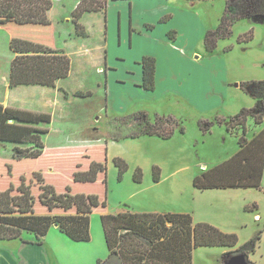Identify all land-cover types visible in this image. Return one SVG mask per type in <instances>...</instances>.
<instances>
[{
    "label": "rangeland",
    "instance_id": "obj_1",
    "mask_svg": "<svg viewBox=\"0 0 264 264\" xmlns=\"http://www.w3.org/2000/svg\"><path fill=\"white\" fill-rule=\"evenodd\" d=\"M197 1V4L191 7L193 12L189 21L178 23L184 27L185 33L176 40L167 35L169 30L164 31L167 28L165 23L160 24L151 37L141 36L138 41L136 40L134 49L129 47V51L135 53L146 50L148 53L150 51L156 54L160 73L164 76L158 87L146 90L129 89L125 85H118L112 89L114 103L108 100L109 115L124 116L114 122L120 128L115 130L109 138L135 137L145 134L149 129L148 124H154L158 115L172 117L177 121V124L161 122L162 133L168 134L179 129V131L175 130L168 139L140 136L137 138V147L126 149L131 154L132 165L139 160H143L141 163L144 165L150 158L160 169V179L168 176L172 179H180L184 187L188 184L184 197L189 199L193 196L191 190L193 173L198 174L221 163L239 150L238 138L243 131L241 126L229 130L230 120L243 108H253L257 103H261L260 98L256 97L259 91H263L264 94V18L255 16L235 20L231 25L232 34L217 39L216 48L213 51H207L204 36L207 31L218 29L225 14L227 0ZM228 7L233 12L236 9L238 11L237 0H229ZM8 37H10L8 31H0V101L3 100L5 86L2 82L7 81L11 60L15 55L10 48ZM243 85H245L244 88ZM91 89L95 94L92 101L85 100L80 107L83 111L82 117L93 119L92 117L98 116L101 119L100 125L105 126L109 120L105 117L107 102L105 88L93 84ZM22 90L13 94L12 98L16 102L14 106L21 104ZM136 112L149 114L147 117L138 115L137 119L134 118ZM17 123L25 124L22 121ZM202 123L210 124V130L205 132L201 127ZM180 126H184V132L180 131ZM247 126L246 136L251 139L264 129V121L256 124L254 117L249 116ZM102 130L90 129L86 134L93 138L106 136L103 135ZM57 138V134H52L48 142L52 143ZM1 141L4 144L0 143V161L13 159L14 147L12 148L11 142L25 143L23 140ZM52 153L38 160L16 161L12 178L8 176L1 163L0 189L7 187L10 180L18 183L21 174L27 175L41 168L46 171L48 182L54 185L58 192L65 191L69 185L73 186V192H94L104 198V189L100 181L86 187L74 184L72 179L74 165L65 159L53 161L49 157ZM142 155L147 157L144 158ZM53 162L54 165L50 164ZM185 163L188 165L186 168L183 167ZM130 166L121 180L118 178L117 168L110 164L108 166L106 209L111 212L119 209L133 211L137 208V182L133 179L136 169ZM150 166L148 169L143 168L142 165L139 167L142 171V181L152 179L153 167ZM199 191V199L209 208L215 209L220 203L225 205L234 202L229 201L223 193L227 189ZM240 191L242 197L250 203L248 207L252 210L247 209L248 212L242 214L243 220L240 224L248 225L244 226L242 231L239 229V232L245 241L260 234L256 250L250 254V258L258 264H264V174L260 189L242 188ZM145 195L146 193H143L140 197H146ZM36 196L38 199V194ZM45 209L37 202L38 212ZM101 210H95L90 215L91 239L89 241L72 240L55 228L56 226L51 227L49 232H52L47 233L46 236L48 244L55 250V264H97L98 260H105L108 257L109 249L101 222ZM255 213L261 214L262 219L255 218ZM64 238L70 241V246L63 243ZM26 239L32 240L34 237L25 233L22 238L2 239L0 246L13 248L15 243L20 244ZM141 247H144V242L141 243ZM220 249V247H197L193 253V263L219 264L222 257Z\"/></svg>",
    "mask_w": 264,
    "mask_h": 264
},
{
    "label": "trees",
    "instance_id": "obj_2",
    "mask_svg": "<svg viewBox=\"0 0 264 264\" xmlns=\"http://www.w3.org/2000/svg\"><path fill=\"white\" fill-rule=\"evenodd\" d=\"M109 0H81L73 12V21L78 34L84 35L85 28L80 22L84 12L105 9ZM238 11L229 9L217 30L207 31L204 45L213 51L217 39L232 34L231 25L240 18H264V0H237ZM53 7V0H0V28L10 34V48L15 53L10 68V87L21 84L56 86L59 78L67 77L71 68L68 55L56 49L53 44V28L47 12ZM144 70L143 86L148 90L155 88L156 60L145 56L142 60ZM263 83V82H262ZM245 85H243V88ZM79 96H89L91 91L77 92ZM261 103L253 108H243L229 123L228 129L241 126L242 135L238 138L239 150L228 159L209 167L193 178L198 190L227 188H257L262 186L264 174V129L248 139L247 120L254 117L256 124L264 121V94L256 95ZM148 116L146 112L135 114ZM9 120H15L10 123ZM51 116L30 112L20 108L5 107L0 104V140H23L35 147H14L13 159L0 161L12 178L16 161L38 160L53 152V161L69 160L72 165L74 184L90 186L100 181L104 198L94 192H73V186L58 192L47 180L44 169L38 168L21 174L19 182L10 180L7 187L0 189V240L22 238L25 233L33 235L31 242L41 244L52 226L57 225L61 232L75 241L91 239V213L102 209L103 225L109 255L97 264H193V251L200 246L236 247L223 253L221 264H230L234 257H241L245 264H255L250 254L255 252L260 234L237 246L236 233L224 232L207 222L195 223L188 213H139L122 211L117 214L107 212V157L106 147H91L78 155L69 151H47L41 134L46 129L22 122L50 121ZM162 121L177 124L172 117L157 116L154 124H148L145 134L163 138L170 133L160 131ZM206 132L210 124H201ZM184 132V126H180ZM121 180L129 169L128 163L116 157L113 160ZM54 165L53 163H50ZM52 170V169H51ZM133 179L142 181V171L137 168ZM153 180H160V169L153 167ZM36 194H38V199ZM39 202L46 209L38 212ZM169 224V225H168ZM144 242V247L141 243Z\"/></svg>",
    "mask_w": 264,
    "mask_h": 264
},
{
    "label": "crops",
    "instance_id": "obj_3",
    "mask_svg": "<svg viewBox=\"0 0 264 264\" xmlns=\"http://www.w3.org/2000/svg\"><path fill=\"white\" fill-rule=\"evenodd\" d=\"M80 1L53 0V7L47 12L52 22V37L55 48L68 55L71 59L69 75L59 78L56 86L21 84L10 87L9 70V75L5 76L7 81L2 82L5 86L3 88V100L0 101V104L5 107L20 108L30 112L50 115V121L24 122L27 125L47 130L40 133L47 151H69L81 155L91 147H106L108 166L109 164L115 166L114 158L120 157L129 163V166L131 164L133 169H137L141 165L147 169L151 167L150 165L154 167L155 162L150 158L145 161L144 165L141 163L143 160H139L132 165L131 154L126 148L137 147V138L140 136H153L164 139L163 137L155 134H140L135 137L109 138L115 130L120 128L114 122L124 117H112L109 115V101L114 103L112 89L118 85H125L129 89H146L143 86L144 70L142 64L145 56H152L156 60L154 89L158 87L164 76L160 73L156 54L150 51L148 53L146 50L135 53L134 51H129V47L134 49L136 42L141 36L151 37L155 30L160 27V24L164 25L165 23L167 28L164 31L169 30L167 35L171 39L176 40L185 33L184 27L178 23L189 21V17L193 12L191 7L197 4L198 1L109 0L105 9L83 13L80 22L85 28L86 33L84 35L77 33L73 21V12ZM0 31L5 30L0 28ZM8 39L10 44V37ZM93 84L105 88L107 101L105 117L109 119L105 126L100 125L101 119L98 116L92 117L94 120L82 117L83 111L80 107L85 100L92 101L95 94L91 89ZM21 90V106L18 104L19 107L14 106L16 102L12 96ZM80 91H91L92 94L79 96L76 93ZM9 122L14 123L15 120H9ZM90 129L97 131L103 129L102 133L106 136H98L96 138L88 136L86 132ZM175 130L179 131V129ZM175 130L170 132L169 137L175 133ZM52 134H57L58 138L56 141L49 143L48 139L51 138ZM165 139H168V137ZM0 143L4 144L1 140ZM10 144L12 148L16 146L35 147L33 143L17 144L16 142H11ZM142 156L144 158L147 157V155ZM186 166L188 165L185 163L183 167L186 168ZM115 168L117 167L115 166ZM195 175H197V172L191 176L193 195L191 199L184 197L188 184L184 187V183L180 179H172L165 176L161 177L158 182H155L153 177L150 181L137 182V208L133 211L139 213H188L192 216L195 223L207 222L224 232L238 234L239 242L237 246L247 242L239 232V229L242 231L244 226L248 224L242 226L240 221L243 220L242 214L248 212L247 209L252 210V208L248 207L250 203L242 197L240 191L242 188H227V191L223 192L229 201H234L233 203L225 205L220 203L215 209L209 208L201 202L199 199L200 191L193 185ZM143 193H146V197H140ZM122 211L125 210L119 209L116 212L107 210L108 213L113 214ZM254 217L259 220L262 219L259 213H255ZM54 227L59 229L57 225H54ZM55 232H57L56 229ZM64 235L67 236L66 234ZM62 240L66 246H70L68 239L64 238ZM13 246L15 247L0 246V264H55V250L48 244L47 236L43 238L41 244L26 239L22 240L20 244L15 243ZM200 247H220L219 252L221 255L236 248L227 246ZM219 264H221V261ZM255 264H258V262L255 261Z\"/></svg>",
    "mask_w": 264,
    "mask_h": 264
},
{
    "label": "water",
    "instance_id": "obj_4",
    "mask_svg": "<svg viewBox=\"0 0 264 264\" xmlns=\"http://www.w3.org/2000/svg\"><path fill=\"white\" fill-rule=\"evenodd\" d=\"M230 264H245L244 261H243V258L241 257H234Z\"/></svg>",
    "mask_w": 264,
    "mask_h": 264
}]
</instances>
